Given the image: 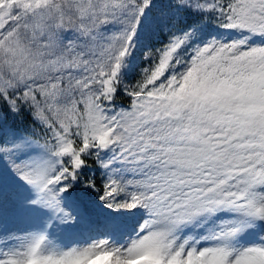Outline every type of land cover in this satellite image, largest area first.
Listing matches in <instances>:
<instances>
[{
    "label": "snow or ice",
    "instance_id": "snow-or-ice-1",
    "mask_svg": "<svg viewBox=\"0 0 264 264\" xmlns=\"http://www.w3.org/2000/svg\"><path fill=\"white\" fill-rule=\"evenodd\" d=\"M0 264H264V0H0Z\"/></svg>",
    "mask_w": 264,
    "mask_h": 264
},
{
    "label": "trees",
    "instance_id": "trees-1",
    "mask_svg": "<svg viewBox=\"0 0 264 264\" xmlns=\"http://www.w3.org/2000/svg\"><path fill=\"white\" fill-rule=\"evenodd\" d=\"M129 102L128 98L127 97H124V96H120L117 98V103L119 104H125L127 105Z\"/></svg>",
    "mask_w": 264,
    "mask_h": 264
},
{
    "label": "rangeland",
    "instance_id": "rangeland-1",
    "mask_svg": "<svg viewBox=\"0 0 264 264\" xmlns=\"http://www.w3.org/2000/svg\"><path fill=\"white\" fill-rule=\"evenodd\" d=\"M18 227H20V228H24V227H26V225H24V224H20V225H18Z\"/></svg>",
    "mask_w": 264,
    "mask_h": 264
}]
</instances>
